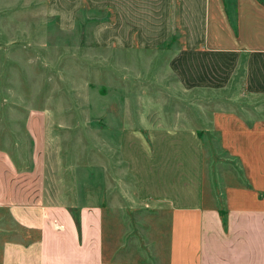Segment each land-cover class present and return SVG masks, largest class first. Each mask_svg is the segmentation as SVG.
<instances>
[{
	"label": "crops",
	"instance_id": "1",
	"mask_svg": "<svg viewBox=\"0 0 264 264\" xmlns=\"http://www.w3.org/2000/svg\"><path fill=\"white\" fill-rule=\"evenodd\" d=\"M56 4L64 29L76 27L84 4L111 13L92 30L98 47L166 55L164 70L208 117L207 140L194 126L151 124L147 107L138 119L148 129H108L134 183L123 190L128 200L155 211L128 235L93 187H50L48 144L58 129L29 118L32 161L20 164L0 147V264H264V0H236L235 28L225 0ZM220 164L238 166L236 181Z\"/></svg>",
	"mask_w": 264,
	"mask_h": 264
},
{
	"label": "rangeland",
	"instance_id": "2",
	"mask_svg": "<svg viewBox=\"0 0 264 264\" xmlns=\"http://www.w3.org/2000/svg\"><path fill=\"white\" fill-rule=\"evenodd\" d=\"M56 2L0 0V147L23 164L32 161L34 145L28 119L36 118L42 129H58L48 144L50 187H93L99 200L115 206L120 230L136 234L137 221H151L155 211H137L128 200L123 190L131 192L134 183L108 129L113 136L120 129H148L149 122L138 119L147 107L154 114L151 124L160 123L163 129L194 126L207 140L203 125L208 117L192 110L175 77L164 70L166 55L95 44L92 30L110 18L106 9L84 4L76 13V27L64 29ZM225 3L235 28L236 0ZM218 168L229 180L240 174L237 165ZM74 176L85 180L70 181ZM105 191H112L111 197ZM135 234L130 239L138 241Z\"/></svg>",
	"mask_w": 264,
	"mask_h": 264
},
{
	"label": "trees",
	"instance_id": "3",
	"mask_svg": "<svg viewBox=\"0 0 264 264\" xmlns=\"http://www.w3.org/2000/svg\"><path fill=\"white\" fill-rule=\"evenodd\" d=\"M74 217H75L76 223L78 224L79 223V218H78L77 213H74Z\"/></svg>",
	"mask_w": 264,
	"mask_h": 264
}]
</instances>
